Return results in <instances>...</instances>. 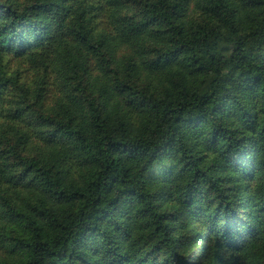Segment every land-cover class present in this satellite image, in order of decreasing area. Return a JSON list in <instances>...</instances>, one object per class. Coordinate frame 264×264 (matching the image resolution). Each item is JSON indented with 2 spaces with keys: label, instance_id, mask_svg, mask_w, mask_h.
<instances>
[{
  "label": "trees",
  "instance_id": "obj_1",
  "mask_svg": "<svg viewBox=\"0 0 264 264\" xmlns=\"http://www.w3.org/2000/svg\"><path fill=\"white\" fill-rule=\"evenodd\" d=\"M0 264H264V0H0Z\"/></svg>",
  "mask_w": 264,
  "mask_h": 264
},
{
  "label": "rangeland",
  "instance_id": "obj_2",
  "mask_svg": "<svg viewBox=\"0 0 264 264\" xmlns=\"http://www.w3.org/2000/svg\"><path fill=\"white\" fill-rule=\"evenodd\" d=\"M223 40L227 41V42H236L237 39L235 37H232L229 35V33H225L223 36ZM242 51L245 54L248 55H259L262 53V48L260 45V41L259 38L250 40L248 43H246L243 47H242ZM224 81H225V76L223 72H215L213 73L211 76H209L201 89V92H208L211 90H215L218 92L219 95H223L224 94Z\"/></svg>",
  "mask_w": 264,
  "mask_h": 264
}]
</instances>
